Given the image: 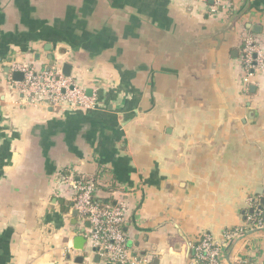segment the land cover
<instances>
[{
	"label": "crops",
	"instance_id": "obj_1",
	"mask_svg": "<svg viewBox=\"0 0 264 264\" xmlns=\"http://www.w3.org/2000/svg\"><path fill=\"white\" fill-rule=\"evenodd\" d=\"M230 1L0 0V264H103L74 248L68 168L100 202L125 191L127 246L151 264H186L188 241L242 223L264 195V70L244 92L239 46L246 30L264 47V0ZM13 62L69 65L100 107L22 101ZM222 254L264 264V229Z\"/></svg>",
	"mask_w": 264,
	"mask_h": 264
},
{
	"label": "built area",
	"instance_id": "obj_2",
	"mask_svg": "<svg viewBox=\"0 0 264 264\" xmlns=\"http://www.w3.org/2000/svg\"><path fill=\"white\" fill-rule=\"evenodd\" d=\"M208 3V13L229 15L234 7L230 0H202ZM211 1V2H210ZM240 85L244 92L252 84L253 76L264 70V47L259 39L244 30L241 33ZM23 74L20 81L11 80L12 72ZM6 79L9 87L16 90L22 101L42 103L49 106L66 107L80 111L96 110L100 106L97 92L86 91L76 85L69 76L55 66L38 68L13 62L8 67ZM63 175L59 183L64 185L73 209L77 211V231L85 238V253L96 255L103 264H151L149 255H134L127 246L124 225L128 218L125 191L117 189L113 202H100L95 192L99 180L93 177L76 176L72 168ZM264 195L250 194L245 200L242 223L225 229L219 239L201 232L186 244V264H222L223 248L243 236L244 232L264 229ZM239 264H246L240 261Z\"/></svg>",
	"mask_w": 264,
	"mask_h": 264
},
{
	"label": "water",
	"instance_id": "obj_3",
	"mask_svg": "<svg viewBox=\"0 0 264 264\" xmlns=\"http://www.w3.org/2000/svg\"><path fill=\"white\" fill-rule=\"evenodd\" d=\"M210 2H211V1H210ZM5 72L8 73V68H6ZM62 73H63L65 76H69V75H70V66L67 65V64H65V65L63 66V68H62ZM11 74H12V79H13V80L20 81V80H22V78H23V74H22L21 72H19V71L12 72ZM250 88L253 89V86H250ZM258 194H262V192L259 191ZM61 202H62V201H61ZM261 202L263 203L264 200L262 199ZM73 215H74L75 217L77 216V211H76L75 209L73 210ZM85 242H86V240H85V238H83L82 236L75 238V239H74V248H75L76 250H81V249L83 248ZM76 243H77V244H76ZM127 245H128V244H127ZM133 254L135 255V253H133ZM82 259H83L82 256H78V257L76 258V261H77V262H82ZM95 259L98 260V257L96 256Z\"/></svg>",
	"mask_w": 264,
	"mask_h": 264
},
{
	"label": "trees",
	"instance_id": "obj_4",
	"mask_svg": "<svg viewBox=\"0 0 264 264\" xmlns=\"http://www.w3.org/2000/svg\"><path fill=\"white\" fill-rule=\"evenodd\" d=\"M264 206V204L263 205H261V207H263Z\"/></svg>",
	"mask_w": 264,
	"mask_h": 264
}]
</instances>
